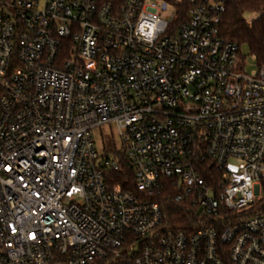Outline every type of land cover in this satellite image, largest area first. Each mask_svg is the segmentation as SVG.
<instances>
[{
  "label": "built area",
  "instance_id": "built-area-1",
  "mask_svg": "<svg viewBox=\"0 0 264 264\" xmlns=\"http://www.w3.org/2000/svg\"><path fill=\"white\" fill-rule=\"evenodd\" d=\"M223 5L0 0V264H264V67Z\"/></svg>",
  "mask_w": 264,
  "mask_h": 264
},
{
  "label": "trees",
  "instance_id": "trees-1",
  "mask_svg": "<svg viewBox=\"0 0 264 264\" xmlns=\"http://www.w3.org/2000/svg\"><path fill=\"white\" fill-rule=\"evenodd\" d=\"M246 15L253 19L246 21ZM219 34L239 50L245 46L249 55L254 56L257 66L264 67V0H224L219 18ZM121 164L120 171L111 172L112 182L120 185L124 191L134 193L132 169L124 157L121 158ZM171 209L176 218L189 216L187 211L176 207Z\"/></svg>",
  "mask_w": 264,
  "mask_h": 264
},
{
  "label": "rangeland",
  "instance_id": "rangeland-1",
  "mask_svg": "<svg viewBox=\"0 0 264 264\" xmlns=\"http://www.w3.org/2000/svg\"><path fill=\"white\" fill-rule=\"evenodd\" d=\"M246 21L253 19L252 16L246 15ZM241 57L244 61V71L249 74L257 69L256 61L249 55V52L245 46L241 49ZM92 140L95 145L97 153L101 155L111 154L115 150L120 148L119 140L117 139L116 129L114 125H104L102 127L95 128L91 131ZM237 162H232L231 167L234 168Z\"/></svg>",
  "mask_w": 264,
  "mask_h": 264
}]
</instances>
